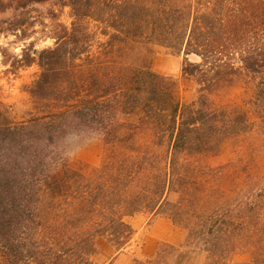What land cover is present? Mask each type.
Masks as SVG:
<instances>
[{"label": "trees", "instance_id": "16d2710c", "mask_svg": "<svg viewBox=\"0 0 264 264\" xmlns=\"http://www.w3.org/2000/svg\"><path fill=\"white\" fill-rule=\"evenodd\" d=\"M45 2L70 22L56 24L52 47L15 60L38 74L34 111L17 122L0 112V264H99L97 241L124 249L138 213L186 234L133 264H230L237 252L264 264L261 177L214 163L227 141L264 130V0H0V13ZM1 23L27 25L14 13ZM154 45L182 54L194 101L150 70ZM240 78L248 108L211 98ZM72 134L101 139L99 166L63 155Z\"/></svg>", "mask_w": 264, "mask_h": 264}, {"label": "rangeland", "instance_id": "374dc122", "mask_svg": "<svg viewBox=\"0 0 264 264\" xmlns=\"http://www.w3.org/2000/svg\"><path fill=\"white\" fill-rule=\"evenodd\" d=\"M5 1V0H3ZM33 9H37L34 11ZM57 15L52 17L48 10ZM13 13L23 16L27 25L23 28L0 32V112L13 122L26 119L34 111L27 89L36 79L38 68L35 64L20 67L15 60L19 59L23 50L31 53L54 44V28L57 23L68 25L70 19L67 9L59 11L51 2L33 4L19 11L0 13V21L12 18ZM30 23V25H29ZM4 27L5 24H0ZM190 61H197L189 56ZM183 62L182 54H174L169 49L154 45L150 52V70L176 84L179 98L184 103H190L196 98V87L192 81L184 80L181 76ZM251 91L243 83L242 78L231 86L221 89L212 95L216 103L238 104L248 108ZM64 156L76 165L88 170L99 166L105 155V145L99 138L87 134H72L63 140ZM229 160L233 165L243 169L242 175L249 173L251 178L261 177L258 182L264 186V130L256 127L246 135L237 136L227 141L219 158L214 163ZM264 193V192H263ZM133 228V236L128 245L114 253L104 241L96 243L99 264H114L119 257V264H133L134 259L145 260L153 256L161 244L178 246L184 242L185 230L174 225L164 216H150L138 213L126 219ZM250 256L245 252H237L231 257L230 264H246ZM201 258L196 255L182 258L170 257L168 264H200Z\"/></svg>", "mask_w": 264, "mask_h": 264}, {"label": "crops", "instance_id": "0c3cea01", "mask_svg": "<svg viewBox=\"0 0 264 264\" xmlns=\"http://www.w3.org/2000/svg\"><path fill=\"white\" fill-rule=\"evenodd\" d=\"M120 263V259H119V257H117L116 258V261H115V263L114 264H119ZM127 264V263H126Z\"/></svg>", "mask_w": 264, "mask_h": 264}]
</instances>
